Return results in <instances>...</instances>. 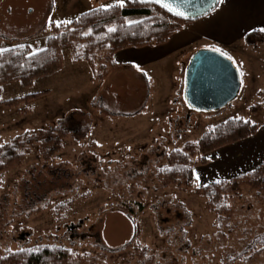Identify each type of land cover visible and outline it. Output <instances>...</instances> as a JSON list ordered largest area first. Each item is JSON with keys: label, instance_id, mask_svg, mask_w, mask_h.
Segmentation results:
<instances>
[{"label": "rangeland", "instance_id": "obj_1", "mask_svg": "<svg viewBox=\"0 0 264 264\" xmlns=\"http://www.w3.org/2000/svg\"><path fill=\"white\" fill-rule=\"evenodd\" d=\"M109 4L117 0H0V48L40 51L57 22ZM231 48L222 51L233 58L242 87L218 112L194 111L185 92H176L188 78L187 60L132 66L95 83L88 63L74 62L66 47L59 72L31 88L19 81L3 85L1 102L47 93L21 108L0 102V145L17 137L36 142L22 166L0 177V259L10 251L55 244L72 251V264H145L141 250L152 264H264V254L230 261L264 232V192L244 188L232 196L233 214L219 227L196 194L206 185L196 171L207 170L197 158L195 187L162 189L157 179L166 154L198 143L218 124L234 118L264 123V43L251 47L241 41ZM103 109L120 115H104ZM79 128L82 136L58 135ZM48 168L74 176L53 178ZM38 182L45 187L35 188L39 194L50 189L34 201ZM136 224L140 237L134 240Z\"/></svg>", "mask_w": 264, "mask_h": 264}, {"label": "trees", "instance_id": "obj_2", "mask_svg": "<svg viewBox=\"0 0 264 264\" xmlns=\"http://www.w3.org/2000/svg\"><path fill=\"white\" fill-rule=\"evenodd\" d=\"M132 16H142L143 19L139 21L140 23L130 25L127 18ZM191 22L193 21L178 19L162 8L151 3H143L141 0H128L123 8L115 4L108 10L98 7L87 11L71 20L70 24L61 23L59 27L53 25L52 35L48 37L46 47L37 51L38 55L34 57L30 56V49L22 45L7 48L9 51L0 54V96L3 85L7 83L19 81L23 86L31 88L38 79L59 72L64 65L62 49L66 47L73 51L74 62L88 63L92 71L91 80L101 83L113 71L131 67L130 64L117 63L114 60L115 53L128 48L164 45ZM112 27L116 28L115 32L108 31ZM244 42L247 46L258 47L264 43V32L253 31L245 36ZM45 93L47 92L29 94L2 102L0 100V102L8 107L21 108L22 105L29 104ZM141 112L142 109L138 113ZM102 113L111 117L120 115L104 109ZM259 128L260 124L249 120L229 119L206 132L198 143L188 142L182 149L166 154L165 164L157 171L160 188L175 187L178 190H186L195 187L196 158L199 165L205 166L215 159L213 154L216 151L253 137ZM83 134L84 131L80 128L69 133L58 131L62 139ZM35 144V141H28L25 137H17L3 144L0 147V177L11 169L22 166ZM48 169L53 178L57 175L68 180L74 176V173L68 169ZM51 183L45 182L47 185ZM36 187L44 189L45 187L38 182L32 188L35 191L34 201H39L45 197L50 188L44 194H39L40 190H35ZM244 188L264 192V163L248 173L198 187L196 194L206 201L207 209L215 214L217 226L220 227L233 214L231 197L240 194ZM139 237L140 228L136 224L134 240ZM101 249L107 254L115 252ZM257 254H264V232L252 238L230 261L249 262ZM139 255L142 256L145 264H152V258L146 255L144 250H141ZM72 259L73 253L70 249L49 244L10 251L0 259V264H72Z\"/></svg>", "mask_w": 264, "mask_h": 264}, {"label": "crops", "instance_id": "obj_3", "mask_svg": "<svg viewBox=\"0 0 264 264\" xmlns=\"http://www.w3.org/2000/svg\"><path fill=\"white\" fill-rule=\"evenodd\" d=\"M261 29H264V0H225L211 14L185 25L166 44L118 51L114 60L117 63L130 64L131 67L154 64L159 66L169 61L190 62L189 56L192 52L206 48L212 51L216 46H221L223 50L232 49L231 47L244 41L247 34ZM127 51H138V54H131L133 57L127 59L121 58V54ZM122 69L125 68L113 71L107 80L121 73ZM187 85L188 78L181 81L176 92L181 89L186 94ZM213 156L215 159L205 165L207 170L199 173L196 171L197 177L199 174L206 185L227 180L234 173L244 174L254 170L264 163V123L260 124L253 137L219 149Z\"/></svg>", "mask_w": 264, "mask_h": 264}, {"label": "water", "instance_id": "obj_4", "mask_svg": "<svg viewBox=\"0 0 264 264\" xmlns=\"http://www.w3.org/2000/svg\"><path fill=\"white\" fill-rule=\"evenodd\" d=\"M160 8L155 0H141ZM181 5V10L191 17L185 19L168 12L170 15L188 21H196L215 11L220 4L214 0H174ZM215 8V10H213ZM188 85L186 100L189 107L198 112H218L237 99L242 87L239 69L233 60L213 51H199L189 62L187 69Z\"/></svg>", "mask_w": 264, "mask_h": 264}, {"label": "snow or ice", "instance_id": "obj_5", "mask_svg": "<svg viewBox=\"0 0 264 264\" xmlns=\"http://www.w3.org/2000/svg\"><path fill=\"white\" fill-rule=\"evenodd\" d=\"M156 4H159L163 9H166L168 12L172 13L175 16L178 17H183L185 19H190L191 17H189L185 11L181 10V5L178 2H174V0H155ZM185 3H187V0H185ZM215 4H224L225 0H214ZM117 6L120 8H123L126 6V0H117ZM113 7L112 4L106 5L102 7V10H108L111 9ZM213 10H215V8H213ZM60 23H64V24H70L71 21H63V22H57V27L60 26ZM130 25L131 24H136V23H140L138 21H129L128 22ZM109 32H115L116 28L112 27L108 29ZM262 32H264V29H261ZM86 35L88 33H85ZM9 51L8 49L5 48H0V54H3L4 52ZM213 52L219 53L221 56H225L227 57L228 60H232L233 58L228 55L226 52H223L220 48H213L212 49ZM38 55V52H31L30 56L34 57ZM3 145H0V147H2Z\"/></svg>", "mask_w": 264, "mask_h": 264}]
</instances>
